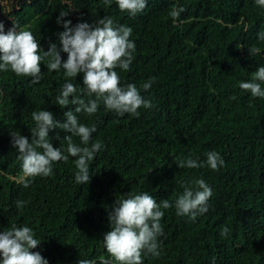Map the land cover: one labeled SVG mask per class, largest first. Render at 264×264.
<instances>
[{
    "label": "trees",
    "instance_id": "1",
    "mask_svg": "<svg viewBox=\"0 0 264 264\" xmlns=\"http://www.w3.org/2000/svg\"><path fill=\"white\" fill-rule=\"evenodd\" d=\"M173 7L185 9L177 20L169 16ZM60 11L69 12L64 19L73 26L107 16L133 29L135 59L130 70H115L121 87L135 84L154 106L138 109L139 117L118 116L103 103L91 116L77 114L80 123L96 126L91 142L102 144L90 162V182H75V158L69 157L54 163L51 176L35 177L24 188L10 133L31 142L33 111H51L65 122L64 113L76 105L56 104L67 78L46 70L48 57L41 61L38 83L0 71V231L30 227L41 242L32 251L49 264L80 259L100 264L109 259L102 240L111 230L108 211L114 201L147 192L173 207L162 209L160 256L142 254L143 264H264V98L239 88L264 66V41L258 38L264 32V8L255 0H147V7L131 16L116 0H0L5 33L13 25L30 30L44 51L52 43L62 47ZM252 47L260 53L251 56ZM153 77L145 92L142 85ZM71 82L81 98H95L81 92L83 74ZM48 135L54 148H66L63 130ZM73 140L80 143L79 137ZM209 151L225 161L219 170L176 165L177 158L189 156L204 161ZM198 179L213 190L208 211L195 221L177 216L174 201ZM17 200L26 202L22 209ZM225 226L229 233L221 237Z\"/></svg>",
    "mask_w": 264,
    "mask_h": 264
},
{
    "label": "clouds",
    "instance_id": "2",
    "mask_svg": "<svg viewBox=\"0 0 264 264\" xmlns=\"http://www.w3.org/2000/svg\"><path fill=\"white\" fill-rule=\"evenodd\" d=\"M105 4H111V0H105ZM116 4L121 12L136 16L147 7V0H116ZM255 4L264 8V0H255ZM183 11V7H173L169 16L177 20ZM68 14V11H60L57 17V24L64 29L57 33L62 45L59 50L55 43L50 44L47 51L42 50L30 30H18L16 25L5 33V26L0 22V71H11L18 77H31L33 83H38L41 61L48 57V70H63L67 78L55 98L56 104L62 109L69 104L76 105L74 111L64 113L65 122L57 121L51 111H33L31 115L35 127L31 129V142L20 133H10L12 147L17 150V158L21 161L20 183L24 188H28L35 177L51 176L54 163L67 162L69 157L75 158V182L80 185L90 182V162L102 149V144L99 141L91 142L97 128L80 123L77 114L83 112L91 116L103 103L106 110L114 111L118 116L130 114L139 117L138 109H151L154 106L151 99L141 95L135 84L121 87L120 77L115 70H130L135 59L136 45L130 40L133 29L115 24L107 16L98 19L95 24L78 22L73 26L71 20L64 19ZM258 38L264 41V32L258 33ZM248 51L254 56L261 49L252 47ZM61 52L67 54L66 60L62 61ZM79 74H83L81 92L87 97L95 96L94 99L86 101L77 95V87L71 80ZM154 81L153 77L142 85L145 92ZM262 85L264 66L257 68L250 81H241L239 88L249 92L252 97L264 98ZM70 96L72 100H69ZM56 128L68 134L63 138L67 144L64 149L54 148L50 143L49 131ZM73 137H79L80 143H75ZM176 165L179 168L208 167L219 170L225 161L220 153L209 151L204 161L189 156L186 159L177 158ZM194 184L195 187L185 186L183 193L174 201L176 215L186 216L193 221L208 211V201L213 195V190L203 179L196 180ZM25 203L17 200L16 206L22 209ZM171 207L173 203L168 200L157 203L147 192L117 197L108 211L111 230L102 240L109 259H102L100 264H143L142 254L158 258L160 245L157 238L164 234L161 220L165 213L162 209ZM228 233L229 228L225 226L220 235L225 237ZM34 235L28 226L12 225L8 230L0 231V264H49L40 252L32 251L41 243ZM78 264L97 262L80 259Z\"/></svg>",
    "mask_w": 264,
    "mask_h": 264
},
{
    "label": "rangeland",
    "instance_id": "3",
    "mask_svg": "<svg viewBox=\"0 0 264 264\" xmlns=\"http://www.w3.org/2000/svg\"><path fill=\"white\" fill-rule=\"evenodd\" d=\"M86 22L89 23V24H92V22L89 21V20H87ZM65 55L67 56V54H65ZM65 55H62V54H61L62 61H63V60H66L65 57H64ZM46 70L49 71L47 67H46ZM52 72H54V75H58V74H62V75H64L63 70H60V71H55V70H53ZM21 175H22V172L19 174L18 179L21 177Z\"/></svg>",
    "mask_w": 264,
    "mask_h": 264
}]
</instances>
